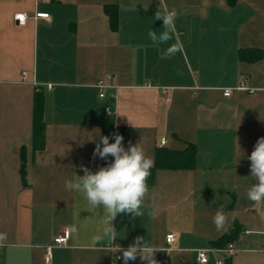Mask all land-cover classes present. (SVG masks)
<instances>
[{"label": "crops", "instance_id": "obj_1", "mask_svg": "<svg viewBox=\"0 0 264 264\" xmlns=\"http://www.w3.org/2000/svg\"><path fill=\"white\" fill-rule=\"evenodd\" d=\"M166 11L176 13L175 32L154 44L148 33L164 31L156 13ZM17 14L27 15L24 25ZM176 44L182 50L165 55ZM101 79L115 96L111 116L95 87ZM243 82L264 86V0H0V264H125L114 250L137 237L156 250L157 264H201V251L205 264H264V201L247 198L264 92L235 91ZM225 89L234 91L225 97ZM36 95L45 102L41 149ZM115 129L154 166L143 215L118 214L112 242L103 207L89 211L65 181L82 176V166L95 172L113 162L93 153L101 136L114 142ZM189 146L190 166L156 163L157 152ZM218 210L226 217L220 230ZM64 231L67 244L54 246ZM168 234L176 236L171 251ZM127 264L147 261L138 252Z\"/></svg>", "mask_w": 264, "mask_h": 264}, {"label": "clouds", "instance_id": "obj_2", "mask_svg": "<svg viewBox=\"0 0 264 264\" xmlns=\"http://www.w3.org/2000/svg\"><path fill=\"white\" fill-rule=\"evenodd\" d=\"M175 17L176 13L171 11L163 14L156 13V20H163L164 31L159 35L154 30L149 31V38L154 44L167 43L171 39V33L175 32ZM181 50V45H172L165 55ZM95 131L99 134V129ZM93 155L101 159H107L109 156L114 159L113 162L100 167L95 172L82 166L84 174L81 176L74 172L73 179L65 181V187L85 200L89 205V211L103 207L104 216L107 217L103 232L113 242L116 239V229L110 222L118 214H131L133 217L143 215L141 208L149 192L146 181L150 175V169L154 166V160L139 143L130 144L126 149L123 146V136L120 134H114L112 143L109 142L108 136H101L100 141L96 143ZM248 159L251 162L250 176L254 178L255 183L248 189L247 198L254 203H260L264 201V137L258 139ZM225 222V215L218 210L213 216V223L217 230L222 229ZM5 239L6 235L0 233V246ZM114 251L123 252L122 258L125 264L129 260H135L138 252L147 264H157L153 257V252L156 250L145 247L144 237H137L127 249L118 248Z\"/></svg>", "mask_w": 264, "mask_h": 264}, {"label": "built area", "instance_id": "obj_3", "mask_svg": "<svg viewBox=\"0 0 264 264\" xmlns=\"http://www.w3.org/2000/svg\"><path fill=\"white\" fill-rule=\"evenodd\" d=\"M14 18L16 21H18V23L20 25H24L26 23L28 17L26 14H17ZM35 19H44L46 21H49L50 16H49V14H46V13H37L35 16ZM107 81H108V79H101L96 83L95 87L99 91V98L102 100L108 101L106 106L104 107V111L107 115L111 116L114 114V110H113V107H112V104L110 101L113 100L115 96H113V95L108 96L107 95L106 90L108 88L112 87V86L108 85ZM234 90L235 91H241V92H247L249 94H254L256 91H259V90L264 92V86L258 90V89L249 87L245 82H243L240 85H238L236 88H234ZM234 90L233 89H225L223 94L225 97H229L232 95ZM118 133H119L118 130L115 129L112 132L111 136L113 137L114 134H118ZM68 239H69V233H68V231H64L61 235H59L54 240V246L55 245L56 246H64L67 244ZM175 239H176V236L174 234H168L166 236V243H167L168 250H170V251L172 250ZM52 248L53 247H48L46 249L47 250L46 251V262H48V263L51 261ZM225 252L227 253V255L229 257L233 256V254H234L233 246L231 244L227 245V247L225 248ZM198 261L201 264L207 263V261H208L207 252L201 251L198 254ZM161 264H170V262H169L168 258H165V259L161 260ZM216 264H225V262L223 260H219V261H217Z\"/></svg>", "mask_w": 264, "mask_h": 264}, {"label": "trees", "instance_id": "obj_4", "mask_svg": "<svg viewBox=\"0 0 264 264\" xmlns=\"http://www.w3.org/2000/svg\"><path fill=\"white\" fill-rule=\"evenodd\" d=\"M45 102L44 99L39 95H36L35 106H34V144L36 148H42L44 145V123L42 121V116L44 113ZM108 127L104 126L105 132H107ZM195 155V150L193 147L189 146L183 152H171V151H160L157 152L156 163L162 167H188L193 161ZM226 239V240H225ZM222 245L227 246V236L222 240ZM226 264V261H225Z\"/></svg>", "mask_w": 264, "mask_h": 264}]
</instances>
